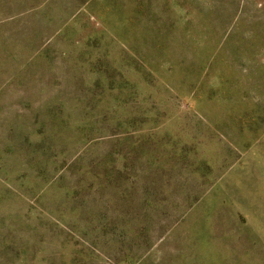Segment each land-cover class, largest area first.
<instances>
[{
	"label": "rangeland",
	"instance_id": "1",
	"mask_svg": "<svg viewBox=\"0 0 264 264\" xmlns=\"http://www.w3.org/2000/svg\"><path fill=\"white\" fill-rule=\"evenodd\" d=\"M0 264H264V0H0Z\"/></svg>",
	"mask_w": 264,
	"mask_h": 264
}]
</instances>
